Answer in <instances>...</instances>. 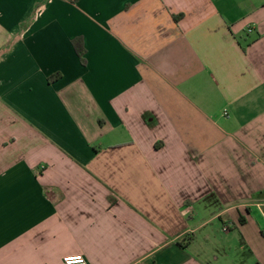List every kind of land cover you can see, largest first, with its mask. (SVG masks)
<instances>
[{"label":"crops","instance_id":"obj_1","mask_svg":"<svg viewBox=\"0 0 264 264\" xmlns=\"http://www.w3.org/2000/svg\"><path fill=\"white\" fill-rule=\"evenodd\" d=\"M71 257L264 264V0H0V264Z\"/></svg>","mask_w":264,"mask_h":264},{"label":"trees","instance_id":"obj_2","mask_svg":"<svg viewBox=\"0 0 264 264\" xmlns=\"http://www.w3.org/2000/svg\"><path fill=\"white\" fill-rule=\"evenodd\" d=\"M72 45L73 48L75 50V53L77 55V57L79 58L80 62L82 65L86 64V60H85V49L83 46V42L81 38H76L72 41ZM190 240H192V238H189L187 242H189Z\"/></svg>","mask_w":264,"mask_h":264},{"label":"built area","instance_id":"obj_3","mask_svg":"<svg viewBox=\"0 0 264 264\" xmlns=\"http://www.w3.org/2000/svg\"><path fill=\"white\" fill-rule=\"evenodd\" d=\"M65 264H88L84 257H71L64 261Z\"/></svg>","mask_w":264,"mask_h":264}]
</instances>
